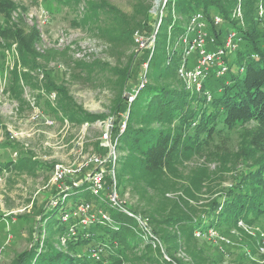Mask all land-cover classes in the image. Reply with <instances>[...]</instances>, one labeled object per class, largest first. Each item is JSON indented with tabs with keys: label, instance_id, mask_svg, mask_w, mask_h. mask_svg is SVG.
Segmentation results:
<instances>
[{
	"label": "rangeland",
	"instance_id": "obj_1",
	"mask_svg": "<svg viewBox=\"0 0 264 264\" xmlns=\"http://www.w3.org/2000/svg\"><path fill=\"white\" fill-rule=\"evenodd\" d=\"M12 1L13 10L0 12V25L36 27L41 40L35 57L22 56L14 43L4 41L0 46V161L12 160L15 164L0 173V264H12L33 241L43 244L50 237L65 245V239L46 230L41 211L54 207V200L67 192L69 183L81 186L97 170L104 171L102 203L110 202L108 193L115 190L118 206L124 210L136 208L140 212L137 220L145 231L153 226L147 216L151 217L164 240L165 244L156 240L151 252L144 245L133 250L131 264H155L161 255L180 264H264L263 213L222 223L205 233L197 231L194 236L183 227L186 218L219 213L216 209L238 188L246 190L252 201L264 203V171L261 167L251 170L261 164L263 157L250 148L243 132L251 124L226 134L225 144L214 138L207 148L179 158L171 169L160 174L141 171L133 153L118 147L115 138L116 147L103 144L108 123H114V118H121V122L130 110L129 100L123 101L126 111L118 110L120 86L126 76L138 73V79L130 78L128 84L137 93L146 81L145 73L135 67L141 58L154 54L159 68H163L165 58L164 66L175 69L185 44L184 33L180 37L174 25L187 28L193 12L182 14L170 3L159 26L160 15L154 13L156 0ZM249 6L247 18L255 14ZM145 10L148 19H142ZM242 25H249L246 19ZM145 26L152 27L149 34L141 31ZM256 30L264 37V21ZM221 37L225 39V35ZM196 55L194 51L188 56L191 67L196 65ZM236 57V52L225 56L229 65ZM239 64L235 62L232 71ZM142 68L146 69L143 63ZM167 75L164 73V78ZM221 77L211 67L205 89H211ZM176 80L171 84L185 86L177 76ZM68 102L92 121L67 123L63 108ZM93 155L107 162L98 167L89 162ZM59 163L84 166L56 182L54 168ZM71 202L72 198L68 199ZM100 214L102 209L90 220H98ZM85 215L88 219V213ZM84 219L78 227L90 224ZM75 228H70L71 234H76Z\"/></svg>",
	"mask_w": 264,
	"mask_h": 264
},
{
	"label": "trees",
	"instance_id": "obj_2",
	"mask_svg": "<svg viewBox=\"0 0 264 264\" xmlns=\"http://www.w3.org/2000/svg\"><path fill=\"white\" fill-rule=\"evenodd\" d=\"M236 1H175V8L182 14L199 11L206 14L210 20L216 14L222 16L224 23L212 27L211 33H224L226 28L230 27L237 31L241 38L238 49L234 51L237 57L230 63L228 72L219 78V82L211 89H204L211 93L210 100L205 93L188 90L183 85L175 87L171 84L177 82L176 76L179 78L181 56L175 69L164 66L165 58L163 68H159L154 54L151 57L147 55L135 63L136 70L145 73L143 78L146 81L144 86L134 93L136 97L131 103L127 127L123 132L119 129L121 118H114L113 138L118 140V147L127 148L128 152L133 153L136 165L141 171L160 174L171 169L179 158L207 148L214 138H218V143L225 144L226 134L237 128L244 129V126L249 124L252 127L245 128L244 135L250 148L263 157L261 164L255 165L251 170L261 167V172L264 171V37L256 30V26L264 21V18L258 15L259 0H244V19L249 25L243 27L244 21L232 17ZM199 5L202 8L196 9ZM248 5L249 8H254L255 14L247 18ZM150 6L149 2L146 7ZM13 8L12 0H0L1 13H7ZM144 17L150 18L148 10L144 11L142 19ZM174 27V31L179 35L186 30L181 25ZM141 31L149 34L152 27H142ZM40 40L41 32L36 27L27 29L19 25H0V46L4 41L14 43L22 56H37L39 52L36 46ZM235 62L240 63L239 68L232 71ZM142 63L148 64L147 70H143ZM133 69L132 67L129 70ZM166 72L168 75L164 78ZM130 78L137 80L138 73L129 72L120 86L119 111L127 110L123 101L128 102V95L136 91L129 88ZM63 111L65 119L77 125L92 121L91 117L76 109L72 102L65 103ZM152 123L156 126L150 125ZM13 166L15 164L12 160L0 161V173ZM62 195L54 200V207L43 208L40 219L51 235H59L61 239H65L66 244L62 245L59 240H50V237L44 239L43 244L33 241L30 247L17 255L12 264H131L133 250H138L144 245V248L151 252L156 240L164 243L151 217L147 216L149 224L153 226L146 232L137 220L140 212L136 208L129 207L124 210L119 206H112L111 202L102 203L100 197L92 194L89 182L81 186L69 183L63 198ZM70 198L71 204L68 203ZM95 200L102 205L93 204L92 201ZM86 202L90 203L97 213L102 209V215L100 214L98 220H90L87 222L89 225L80 228L78 224L85 215L77 209L80 204ZM218 209L219 213L207 212L203 217L186 218L187 221L183 222L186 232L194 236L197 231L205 233L222 223L254 218V214H264V203L261 200L252 201L246 190L238 188V192L224 200L216 210ZM215 218L218 220L215 221ZM71 227H76V234L70 233ZM146 233H149V236ZM156 249L161 255L162 251ZM166 250L171 251L168 246ZM154 257L157 260V256ZM161 257L155 264H180L173 259L169 261L162 255ZM136 260L139 261L140 257L136 256Z\"/></svg>",
	"mask_w": 264,
	"mask_h": 264
},
{
	"label": "built area",
	"instance_id": "obj_3",
	"mask_svg": "<svg viewBox=\"0 0 264 264\" xmlns=\"http://www.w3.org/2000/svg\"><path fill=\"white\" fill-rule=\"evenodd\" d=\"M176 0H156L154 6V13L160 15L159 26L163 24L165 19V11L168 6L175 5ZM244 0H237L236 6L233 9L232 17L244 21ZM46 17H49L45 14ZM258 15L260 18H264V0H259L258 3ZM188 26L182 36V41L185 44V50L181 54V63L178 68L179 78L184 82L186 88L191 91H197L199 93H205L210 100L212 95L209 91H204V84L207 80L208 71L211 67L216 68V72L219 76H223L229 70V64L225 58L228 52H234L238 49L240 45L241 38H239L237 31L228 27L223 33H211L212 27L220 26L224 23V18L219 14L214 15L211 20L203 12H195L191 15L188 20ZM214 25V26H213ZM193 34V35H192ZM182 35V34H181ZM180 35V37H181ZM225 35V39L221 36ZM223 42V44H221ZM196 51V65L191 67L189 64L188 56ZM148 68V64H145ZM55 98L56 94H52ZM136 97V94H129L128 100L132 103ZM130 112V110H129ZM129 112L124 115L123 119L119 123V129L123 132L127 127V121L129 117ZM37 117H40L37 115ZM68 123L69 120L66 119ZM114 123L110 121L106 126V131L103 134L102 140L104 145H108L110 148H114V138H113V125ZM118 140L116 139V142ZM116 147V145H115ZM112 151L110 156H112ZM90 163L96 164L98 167L103 166L107 159L101 156L93 155L89 159ZM83 164H79L77 168L73 166H65L64 164H56L54 168V179L56 182L65 180L72 174H76L83 168ZM115 172V171H114ZM104 171L97 170L91 174L88 179L90 183V190L94 196H101L104 191ZM75 185H79L75 183ZM108 197L112 206H118L117 192L112 190L108 193ZM79 212L85 214L88 213L87 218L84 219L87 223L90 219H95L97 213L92 209V205L88 202L80 204L77 209ZM86 216V215H85Z\"/></svg>",
	"mask_w": 264,
	"mask_h": 264
},
{
	"label": "bare ground",
	"instance_id": "obj_4",
	"mask_svg": "<svg viewBox=\"0 0 264 264\" xmlns=\"http://www.w3.org/2000/svg\"><path fill=\"white\" fill-rule=\"evenodd\" d=\"M134 213V212H133ZM147 234V233H146Z\"/></svg>",
	"mask_w": 264,
	"mask_h": 264
}]
</instances>
